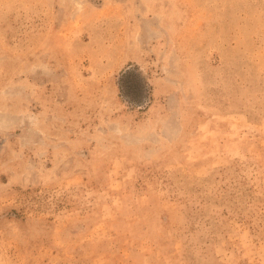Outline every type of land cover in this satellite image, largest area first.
<instances>
[{"label": "rangeland", "instance_id": "1", "mask_svg": "<svg viewBox=\"0 0 264 264\" xmlns=\"http://www.w3.org/2000/svg\"><path fill=\"white\" fill-rule=\"evenodd\" d=\"M0 264H264V0H0Z\"/></svg>", "mask_w": 264, "mask_h": 264}]
</instances>
